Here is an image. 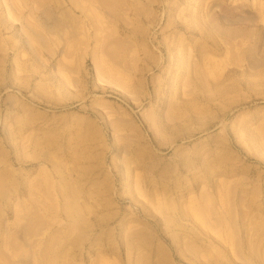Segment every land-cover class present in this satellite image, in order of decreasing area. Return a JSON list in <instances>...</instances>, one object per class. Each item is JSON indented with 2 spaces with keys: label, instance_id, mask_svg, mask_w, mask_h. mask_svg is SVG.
<instances>
[{
  "label": "rangeland",
  "instance_id": "obj_1",
  "mask_svg": "<svg viewBox=\"0 0 264 264\" xmlns=\"http://www.w3.org/2000/svg\"><path fill=\"white\" fill-rule=\"evenodd\" d=\"M0 264H264V0H0Z\"/></svg>",
  "mask_w": 264,
  "mask_h": 264
}]
</instances>
